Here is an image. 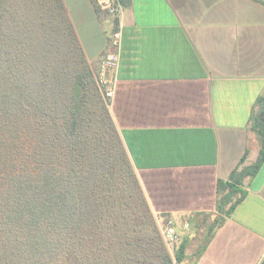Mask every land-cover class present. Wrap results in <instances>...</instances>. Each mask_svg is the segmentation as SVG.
<instances>
[{
	"label": "crops",
	"instance_id": "crops-1",
	"mask_svg": "<svg viewBox=\"0 0 264 264\" xmlns=\"http://www.w3.org/2000/svg\"><path fill=\"white\" fill-rule=\"evenodd\" d=\"M60 1L95 73L113 19L92 0ZM120 1L108 110L150 212L171 217L180 241L189 239L185 263L256 264L264 252V157L252 174L230 177L261 150L252 123L264 96L263 4ZM218 181L233 187L218 193ZM221 196L231 199L224 211L236 201L228 214L216 209Z\"/></svg>",
	"mask_w": 264,
	"mask_h": 264
},
{
	"label": "trees",
	"instance_id": "trees-1",
	"mask_svg": "<svg viewBox=\"0 0 264 264\" xmlns=\"http://www.w3.org/2000/svg\"><path fill=\"white\" fill-rule=\"evenodd\" d=\"M257 104L259 156L230 178L263 161L264 96ZM146 217L153 235L134 234ZM188 244L173 259L165 250L62 2L0 0V264H183Z\"/></svg>",
	"mask_w": 264,
	"mask_h": 264
},
{
	"label": "built area",
	"instance_id": "built-area-1",
	"mask_svg": "<svg viewBox=\"0 0 264 264\" xmlns=\"http://www.w3.org/2000/svg\"><path fill=\"white\" fill-rule=\"evenodd\" d=\"M94 7L104 15L113 19V26L108 32L107 50L102 55L100 63L95 72V82L103 99L109 102L113 95L114 75L118 67L121 41L122 24L120 16L122 12V3L120 0H92ZM161 223V234L165 241L171 245H176L180 241L176 231L174 220L168 216H157ZM184 229H189L188 225ZM256 264H264V252L257 260Z\"/></svg>",
	"mask_w": 264,
	"mask_h": 264
},
{
	"label": "rangeland",
	"instance_id": "rangeland-1",
	"mask_svg": "<svg viewBox=\"0 0 264 264\" xmlns=\"http://www.w3.org/2000/svg\"><path fill=\"white\" fill-rule=\"evenodd\" d=\"M118 207L120 206V205H117ZM116 211H117V207H116ZM151 215H152V220H154V222H155V224L157 225V227H158V230H159V233H160V236H161V240H162V244H163V246H164V248H165V250L168 252V254L170 255V254H172V257H173V254H174V252H175V249H176V247H177V245L179 244V242H178V244H176V245H171V244H169V243H167L166 241H165V239L163 238V236H162V234H161V223H160V221H159V219H158V217L157 216H154L152 213H151ZM149 219L146 217L145 219H143V223H142V221L141 222H134V221H132V223L129 225V227H130V229H132V231H134V234H136L137 233V230H140V228L142 227V228H147V233L148 234H150V235H153V232H152V230H151V228H150V223H149V221H148ZM117 226H119V224H117ZM117 230H118V228L117 227H115L114 228V230H113V233H112V237H116V233H117ZM203 234H205V232L203 231H200V232H197L195 235H194V237H193V244L195 245L194 247H196V244L197 243H200L199 241H200V237L203 235ZM114 237V238H115ZM205 241V240H204ZM192 244V245H193ZM200 245V244H199ZM202 246V245H201ZM170 257H171V255H170ZM171 257V258H172ZM173 259V258H172ZM198 258H196V260H197ZM196 260H193V264H194V262L196 261ZM86 261L87 262H89L88 261V259H86ZM83 264H86V262L83 260ZM87 264H90V262L89 263H87ZM91 264H93V263H91ZM102 264H117V258H115V261L113 262V260H110L109 262H103ZM172 264H176L174 261H173V263ZM183 264H190L189 262H187V263H183Z\"/></svg>",
	"mask_w": 264,
	"mask_h": 264
}]
</instances>
